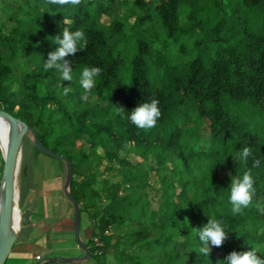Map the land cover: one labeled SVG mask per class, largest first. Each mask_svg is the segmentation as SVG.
Wrapping results in <instances>:
<instances>
[{
	"label": "trees",
	"instance_id": "16d2710c",
	"mask_svg": "<svg viewBox=\"0 0 264 264\" xmlns=\"http://www.w3.org/2000/svg\"><path fill=\"white\" fill-rule=\"evenodd\" d=\"M64 28L86 37L66 57L70 82L43 67L56 47L51 36ZM84 66L101 69L87 91L78 83ZM151 98L161 112L151 129L115 109ZM0 110L69 160L80 218L95 222L86 247L100 251L98 264L106 254L116 264H216L264 242L257 207L264 208V0H0ZM245 144L252 156L242 165L236 157ZM22 146L21 173L24 151H38L26 136ZM149 159L155 164L147 169ZM101 163L106 175L98 180L93 167ZM245 168L256 191L233 214L226 187ZM149 190L158 194L156 208ZM206 215L222 218L229 231L208 258L189 229Z\"/></svg>",
	"mask_w": 264,
	"mask_h": 264
},
{
	"label": "clouds",
	"instance_id": "9594fccd",
	"mask_svg": "<svg viewBox=\"0 0 264 264\" xmlns=\"http://www.w3.org/2000/svg\"><path fill=\"white\" fill-rule=\"evenodd\" d=\"M50 2L76 4L78 0H50ZM51 37H53V42L51 43L55 44L56 47L49 52L47 60L43 61V67L45 70L54 69L59 73L62 81L67 80L70 82L73 79V69L69 59L66 57L80 50V44L86 39L85 33L79 29L70 31L68 28H64ZM100 71L101 69L98 66H84L78 74L79 86L85 91L92 88L97 81ZM69 90L68 87H65L63 91L67 93ZM82 99H86V96H82ZM158 104L159 101L157 99L151 98L138 102L129 111L117 107L115 109L118 112L122 111L126 115L127 120L137 128L147 130L156 126L157 119L161 115ZM251 147L245 144L237 150L236 158L242 165H246L252 156ZM259 164V159L253 161V166ZM254 184L255 178L251 168H245L239 174L235 173V175H231L230 183L226 188L228 189L227 199L231 205V212L233 214L241 213L244 208L249 206L252 200V194L256 191ZM257 207L261 211H264V208H261L260 205H257ZM206 216V223H203L199 228L189 229H192L195 233L193 236L195 249L201 257L208 258L210 245L219 246L229 231L226 230L227 225L222 218L216 217L215 215ZM185 227H188V223ZM245 245H251V247L242 251L232 250L223 259H218L216 264H264V242H249ZM257 253H260V255H257Z\"/></svg>",
	"mask_w": 264,
	"mask_h": 264
},
{
	"label": "crops",
	"instance_id": "0c3cea01",
	"mask_svg": "<svg viewBox=\"0 0 264 264\" xmlns=\"http://www.w3.org/2000/svg\"><path fill=\"white\" fill-rule=\"evenodd\" d=\"M45 165L50 170V175L47 174L48 170L46 173L40 169L36 170L34 183L26 190L28 192L31 189L33 194L29 196L25 192L20 197L19 202L26 207V214L19 204L21 220L20 215H16L17 223L15 222L13 228L15 234L19 227L20 231L4 264H36L44 258H78L83 255L76 241L73 209L63 195L64 178L62 184L59 182L60 175L63 173L64 176L63 165H57L55 162H46ZM51 184H54L52 188ZM81 218L79 235L86 247L92 234L96 233L95 222L89 219L86 213H82ZM96 242L97 246H101L99 240ZM86 248L93 249L91 245ZM89 254V258L84 261L46 264H98L96 256L100 251L95 250ZM105 263L116 264L110 254H106Z\"/></svg>",
	"mask_w": 264,
	"mask_h": 264
},
{
	"label": "water",
	"instance_id": "95a60500",
	"mask_svg": "<svg viewBox=\"0 0 264 264\" xmlns=\"http://www.w3.org/2000/svg\"><path fill=\"white\" fill-rule=\"evenodd\" d=\"M0 118L8 120L11 126V133L6 154L3 158V169L0 178V264H4L9 251L11 250L15 239L20 231V227L16 234L12 230V219L14 213V201L19 199V185L17 177L19 176L22 160H23V139L28 137L33 146L42 154L58 160L62 163L64 168V184L63 195L65 199L71 204L74 214V226L76 241L83 252V255L78 258H44L36 264H46L54 262H73L84 261L90 256L88 249L80 238V208L79 204L73 199L71 195V181L72 172L69 160L61 155H58L50 149L43 146L38 140L34 129L29 127L22 120L12 116L4 110H0ZM20 168V169H19ZM17 201V200H16ZM18 207V201H17ZM18 210L20 211L19 207ZM21 213V212H20ZM21 220V214H20ZM21 225V222H20Z\"/></svg>",
	"mask_w": 264,
	"mask_h": 264
},
{
	"label": "rangeland",
	"instance_id": "374dc122",
	"mask_svg": "<svg viewBox=\"0 0 264 264\" xmlns=\"http://www.w3.org/2000/svg\"><path fill=\"white\" fill-rule=\"evenodd\" d=\"M102 23L103 24H109L110 20L108 17L103 16L102 17ZM133 18L130 19V21H132ZM18 114H16L17 116ZM17 117H20L19 115ZM98 152L102 155L103 154V150L101 148H98ZM5 154L2 150V148L0 147V178H1V173H2V169H3V158H4ZM133 162L136 161H142L139 157H132L131 159ZM46 162H55V164L60 165L61 163L55 159H52L36 150H34L33 148L29 147L28 151H24V168H23V173H21V169H20V173H19V178H18V185H19V195H20V190H21V196H23L27 190V188L31 187V185H33V179L35 178L38 169H40L42 172H47L46 170H48L47 166L45 165ZM144 166H146L147 169L152 168L154 166V161L152 159H149L147 162L143 161ZM105 163H101V165H95V167H93V170L98 174V180H101L103 178H105L106 172H105ZM60 167V166H59ZM22 168V165H21ZM50 170H48L47 174L50 175L49 173ZM40 176V175H39ZM63 173L62 175H60V183L62 184L63 181ZM35 183L38 185V182L35 181ZM149 183L150 186L152 188H157L158 187V182L156 181V177L153 171H151V169L149 170ZM60 184V186H61ZM54 184H51V188L53 187ZM33 189V188H32ZM35 190V187H34ZM33 190V192H34ZM149 196H150V201L152 203V207L156 208L157 205V193L156 191H151L149 190ZM26 194H28L29 196L32 195V190L30 189L28 192H26ZM20 198V196H19ZM22 199V198H21ZM20 201V199H19ZM20 204V209L23 211V213L26 214L25 210L26 207L23 205L22 202H18V207ZM18 207L16 208V215H20V211L18 210ZM23 218H25V216H23ZM19 219V218H18ZM83 220V218H81V221ZM17 223V220H16ZM87 245V243H86Z\"/></svg>",
	"mask_w": 264,
	"mask_h": 264
},
{
	"label": "bare ground",
	"instance_id": "6f19581e",
	"mask_svg": "<svg viewBox=\"0 0 264 264\" xmlns=\"http://www.w3.org/2000/svg\"><path fill=\"white\" fill-rule=\"evenodd\" d=\"M10 133H11L10 122L8 120L0 118V146H1L4 154H6V151L8 148ZM17 178H19V176ZM17 181H18V179H17ZM0 196H1V194H0ZM19 199L16 198L14 201V213H13V219H12V230H13V232H14L13 227H14V224L16 222L17 201L19 202Z\"/></svg>",
	"mask_w": 264,
	"mask_h": 264
}]
</instances>
